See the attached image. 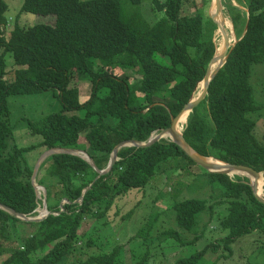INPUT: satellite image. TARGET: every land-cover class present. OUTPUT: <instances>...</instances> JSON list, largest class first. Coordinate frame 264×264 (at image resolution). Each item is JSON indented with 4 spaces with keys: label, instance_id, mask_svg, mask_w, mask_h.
<instances>
[{
    "label": "trees",
    "instance_id": "16d2710c",
    "mask_svg": "<svg viewBox=\"0 0 264 264\" xmlns=\"http://www.w3.org/2000/svg\"><path fill=\"white\" fill-rule=\"evenodd\" d=\"M146 1L128 0L136 11L125 15L119 0H23L22 13L54 16L55 22L10 29L7 4L0 0V205L27 217L37 214L41 200L31 183L35 165L26 159L33 150H39L38 156L51 149L81 151L95 167L66 153L40 163L42 175L35 182L45 190L50 213L30 222L0 208V257L7 255L0 264H57L71 257L82 222L100 220L117 195L144 188L166 164L175 162L181 169L195 165L166 138L147 147L120 148L112 169L98 174L119 143H146L170 126L171 118L194 97L217 49V27L195 0L191 13L183 10L186 0H149L137 10ZM234 1L238 7L232 0H224L223 6L237 41L207 95L188 115L182 135L201 156L248 166L264 177V145L246 116L257 109L250 75L253 65L264 63V0ZM211 10L217 19L212 5ZM147 12L163 16L153 22L145 18ZM6 53L12 54L15 66L11 82L4 79ZM75 79L90 87L84 101L71 84ZM46 91L59 98L61 108L28 121L30 133L41 141L22 148L13 145L15 126L7 98ZM198 168L206 177L204 185L217 188L219 195L209 206L206 198L173 201L177 228L162 231V239L183 245L201 238L206 229L202 215L212 217L213 203L225 204L218 227L227 234L174 264H199L207 253L230 254L231 244L243 235H264V205L253 196L249 179ZM18 225L31 226L33 232L8 251ZM182 232L192 239L183 240ZM124 246L76 264H124Z\"/></svg>",
    "mask_w": 264,
    "mask_h": 264
},
{
    "label": "rangeland",
    "instance_id": "374dc122",
    "mask_svg": "<svg viewBox=\"0 0 264 264\" xmlns=\"http://www.w3.org/2000/svg\"><path fill=\"white\" fill-rule=\"evenodd\" d=\"M4 1L7 4L5 17L10 29L15 24L21 28H26L36 24L53 25L55 22L54 16L22 13L23 0ZM119 2L123 14L126 15L136 11L128 0H119ZM223 3L224 0H221L225 14ZM232 3L238 7L234 0H232ZM195 4L199 9L203 10L205 16L208 13L213 16L211 0H195ZM195 4L192 0H186L182 5L183 10L191 13L195 10ZM144 5H149V0L140 5L137 10L142 11ZM162 16V12L152 14L147 12L145 18L154 22ZM227 32L229 33V31ZM234 36L236 39L235 34ZM220 40L221 36L215 35L216 46H218ZM4 62L6 72L4 79L7 82H11L13 79L12 70L15 68L11 53L4 55ZM71 84L79 89L81 100L84 101L88 97L86 95L90 92L89 85L76 79L71 81ZM250 84L253 88L254 104L257 109L246 116L254 121L255 138L264 145V63L252 66ZM198 93L196 89L194 97ZM7 102L8 110L10 111V123L15 126L12 144L20 148L37 145L41 141L39 135L30 133L31 131L27 126L28 121H37L61 108L59 98L52 91L33 95H10L7 98ZM158 133L153 134V137ZM82 138L80 137V139ZM75 153L84 157L83 153ZM38 154L39 150L36 149L27 155L26 159L29 166L36 164L42 155L38 156ZM179 166L180 164L175 162L162 166L161 172L155 173L144 188L132 189L117 195L111 202L106 214L100 220H97V218L84 220L78 230L80 238L77 239L74 246L75 253L57 264H76V260L79 261L90 255L108 252L112 247L122 244L125 245V251L120 260L124 264H174L177 258L190 256L205 247V245L223 238L227 231H223L218 227V218L225 214V204L218 205V203H213L212 217L210 218L208 214L202 215L201 223L206 224V229L201 238L193 243L183 245L175 242L174 239H162V231L177 228L174 212L170 208L173 201L206 198L209 206L220 193L217 188L213 191L207 185H204L206 177L203 175V171L198 168L199 166L190 165L182 169L178 168ZM39 167L40 165L38 169ZM167 169L170 171H166ZM41 173L42 171L37 170L35 178L40 177ZM239 176L245 177L243 175ZM262 178L263 186L260 195L264 197V177L262 176ZM35 181L36 179L33 183L39 186ZM42 210L43 204H41V207L39 206L38 214L31 217H39ZM32 232L33 228L31 226L18 225V231L13 235L12 244L8 245L7 243V246H9L8 251L15 247L17 248L22 243L23 236L27 237ZM181 234L183 240L192 239V236L188 233L182 232ZM17 235L21 238L20 240H18ZM263 243L264 235L258 232L248 233L231 244L230 254L226 251L220 252V256L214 253H207L199 264H264V251L261 249ZM6 256L0 257V263Z\"/></svg>",
    "mask_w": 264,
    "mask_h": 264
},
{
    "label": "water",
    "instance_id": "95a60500",
    "mask_svg": "<svg viewBox=\"0 0 264 264\" xmlns=\"http://www.w3.org/2000/svg\"><path fill=\"white\" fill-rule=\"evenodd\" d=\"M211 5L215 6L217 13H218V18H214L210 15V13H208L209 18L212 19V21L214 22V24L216 25L215 27H217L216 33L215 35H220L221 36V54L218 56H216V52L215 55L213 56V58L211 59V61L209 62L208 66H207V70L205 73V76L203 78V80L201 82H203V87L202 90L200 91L199 94H197L196 97H193L188 103H186L182 109L180 110V112L175 116L171 118L170 121V126L168 128H165L163 130H161L155 137H153V135L148 139V141L146 143H138L135 141H126V142H121L119 143L117 146H115V148L113 149V152L110 156V160L107 164V167L105 170L102 171H98L99 175L105 174L107 172H109L113 165L115 164V162L118 160L117 158V152L120 148L122 147H130V146H139V147H147L152 145L153 143L159 141L160 139H165V138H169L171 142H173L175 145H177L182 152L189 158L191 159L195 165L199 166L200 168L204 169L207 172H211V173H220V174H224L230 177V173L234 172V173H242L245 175V177H247L248 179L250 177L253 178V180L250 181V179L248 181H250V187L252 190V194L253 196L264 205V197H262L260 195V193L258 192V182L257 180L262 177V173L257 172L255 170H253L252 168L248 167V166H244V165H237V164H229V163H224V162H220L218 160H215L213 158H208V157H203L200 154H198L194 149H192V147L185 141L183 135H182V130H179V127H182V123L183 121L186 119L188 115L192 112V110L198 105V103H200L205 96L207 95L208 92V87L210 82L212 81V79L215 77V75L217 74V72L224 66V64L227 61L228 55L231 52V50L233 49L235 43H236V39L235 36L234 37V41L231 43L230 42V37H229V33L226 30L225 27V23H226V15L223 12V8L221 5V0H211ZM232 27V26H231ZM232 33L233 32V27H232ZM246 30V29H245ZM244 30V32H245ZM218 60V64L217 66L210 71L211 66L214 62V60L216 59ZM186 123V121H185ZM75 152H79V153H83L84 157L78 155ZM55 153H66V154H71V155H76L80 158L85 159L92 167L93 169H95V167L93 166L92 161L90 160V158L81 151H71V150H65V149H51L48 151H45L37 160L35 166H34V170H33V175H32V181L31 183H33V181L35 180V175L36 172L38 170V166L40 165V163L47 158L48 156L55 154ZM213 161L217 162V164H214ZM223 168V169H221ZM33 185L35 186V184L33 183ZM86 191V190H85ZM85 191L83 192L82 196L80 197V200L82 199ZM0 208L6 212H8L9 214H11L12 216H15L16 218L22 220V221H30V222H36V221H40L41 219L45 218L47 215H49L50 212H47V214L43 217H37V218H33V217H27L25 215L22 214H18L16 213L13 209L8 208L6 206L0 205ZM43 208H46V203L45 201L43 202ZM46 210V209H45Z\"/></svg>",
    "mask_w": 264,
    "mask_h": 264
},
{
    "label": "bare ground",
    "instance_id": "6f19581e",
    "mask_svg": "<svg viewBox=\"0 0 264 264\" xmlns=\"http://www.w3.org/2000/svg\"><path fill=\"white\" fill-rule=\"evenodd\" d=\"M214 12H215V14H216V16H217V18H218V13H217V10H216V8H215V6H214ZM232 24H231V22H230V20L226 17V23H225V27H226V30L227 31H229L230 33H229V37H230V42L232 43L233 41H234V38H233V33H232ZM221 46H222V44H221V40H220V43L218 44V48H217V52H216V56H218L219 57V55L221 54V50H222V48H221ZM218 58L216 59V60H214V62H213V64H212V66H211V69H210V71H212L216 66H217V64H218ZM198 88H197V93L199 92L200 93V91L202 90V87H203V82H200L199 84H198V86H197ZM198 93V94H199ZM185 121H186V119L183 121V125H182V127L180 126L179 127V130L181 131L182 130V128H184V125H185ZM213 163L214 164H217V162H215V161H213ZM221 169H223V168H221ZM230 176H232V175H243V176H245L244 174H242V173H239V172H237V173H234V172H231L230 174H229ZM251 180H253V178L252 177H250V181ZM263 178L262 177H260L258 180H257V182H258V192L260 193L261 192V188H262V186H263ZM38 214V213H37ZM41 214L42 213H40V215H39V217L41 216Z\"/></svg>",
    "mask_w": 264,
    "mask_h": 264
},
{
    "label": "built area",
    "instance_id": "2783aa9c",
    "mask_svg": "<svg viewBox=\"0 0 264 264\" xmlns=\"http://www.w3.org/2000/svg\"><path fill=\"white\" fill-rule=\"evenodd\" d=\"M35 191H36L37 198L40 199L42 201L41 204H43V202L45 201V191H44V189L42 187H40V186H36L35 187ZM40 207H41V205H40ZM38 208L36 210L37 213H38ZM45 209L46 208H43V210L40 212V213H42L41 216H45L47 214V211Z\"/></svg>",
    "mask_w": 264,
    "mask_h": 264
},
{
    "label": "clouds",
    "instance_id": "9594fccd",
    "mask_svg": "<svg viewBox=\"0 0 264 264\" xmlns=\"http://www.w3.org/2000/svg\"><path fill=\"white\" fill-rule=\"evenodd\" d=\"M37 185H35V187H36ZM41 187V186H40ZM44 189V188H43ZM45 191V190H44ZM46 211H47V209H46ZM48 212V211H47ZM36 213H37V211H36Z\"/></svg>",
    "mask_w": 264,
    "mask_h": 264
}]
</instances>
